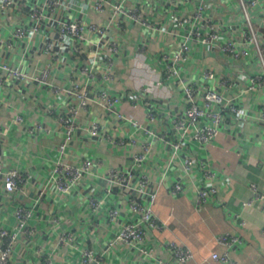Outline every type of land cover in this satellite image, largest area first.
I'll return each mask as SVG.
<instances>
[{"label": "crops", "instance_id": "obj_1", "mask_svg": "<svg viewBox=\"0 0 264 264\" xmlns=\"http://www.w3.org/2000/svg\"><path fill=\"white\" fill-rule=\"evenodd\" d=\"M32 4L33 0H16L12 14L0 9V59L11 65L24 60L25 69L37 73L52 61V53L47 51L43 39H35L31 44L19 42L15 47H9L15 42L13 30L16 17L27 26L33 25L27 19ZM234 8L231 3L217 5L216 2L211 11L212 16L224 19L230 26L224 36H234L233 28L238 26L231 11ZM62 12L63 15L68 13ZM91 17L97 19L98 15ZM148 17L152 21L163 22L161 15L153 11ZM126 25L130 33L125 34L126 41L117 56L115 70L116 85L124 101L120 109L128 117L173 137V133L177 132L170 127L169 114L181 115L188 106L181 80L207 83L215 88L224 74L232 76L235 85L230 89L222 86L219 90L233 99L241 115L231 114L219 126L216 138L208 143L189 136L186 149L174 161H171V145L154 139L152 153L143 163L141 171L150 177L149 191L157 190L158 193L155 205L158 227L148 232L142 245L144 250L140 251L124 243H113L121 226L138 220V217L131 213L126 199L119 193V187L109 188L104 176L111 167L132 169L134 154L141 147L108 143L104 134L90 138L85 131L76 132L64 152L67 161L78 164L89 159L98 163V171L96 176H85L81 186L69 198L60 199L55 186H47L50 170L61 154V145L65 140L57 115L49 113V108L59 99L46 85L34 81H14L0 71L3 80L0 84V127L5 130L0 139V159L9 167L33 175L25 189L13 193L5 190L4 180L0 177V232L2 229H18L17 209L20 207L33 211L29 223L34 234L22 237L13 245L11 263L49 264L50 259L52 264H82V251L92 249L103 255V264H159V261L178 264L166 245L175 242L193 250L195 258L189 264H226L212 259L211 255L213 252H226V247L219 244L216 237L231 233L240 239V243L229 251L235 263L264 264V199L256 196L257 191L264 195V79L253 85L251 81L260 70L257 55L234 60L218 52L203 51L202 58L194 63L178 64V74L168 81L157 56L165 48L174 49L178 45L176 37L161 32L154 36L150 29L133 20H127ZM243 31L245 29L240 27L236 32L242 34ZM141 43L146 50L139 54ZM62 45V42H56V50L62 55L52 70V81L68 86L69 75L78 69L80 63L72 53L63 52ZM201 65L215 69V78L205 79ZM147 86L149 92L145 95L141 87ZM204 94L201 88L198 103L203 102ZM133 101L138 102L137 108L133 106ZM150 108L164 111L160 122H148ZM217 109L218 106L213 107V110ZM18 116L23 117L22 122L17 121ZM79 121H98L104 133L112 129L120 136L133 132L128 122L95 104L80 113ZM35 125H41L42 129L31 132V127ZM204 125H214V122L205 119L192 127V132ZM134 134L140 140L145 138L140 133ZM188 154L194 156L196 163L202 162L190 176L185 174L182 162ZM209 170L215 178L206 176L205 172ZM175 183L183 186L179 193L173 192ZM202 186L218 189L217 194L211 195L203 205L198 199ZM41 191H46V194L37 203L36 198ZM92 194L104 200L101 211L90 209ZM252 199V205H244ZM111 208L120 210V216L115 221L108 217ZM58 214L64 215L60 223L55 221ZM69 231L74 233L73 239L68 244L62 243V235ZM2 242L5 239L0 237V252Z\"/></svg>", "mask_w": 264, "mask_h": 264}, {"label": "built area", "instance_id": "obj_2", "mask_svg": "<svg viewBox=\"0 0 264 264\" xmlns=\"http://www.w3.org/2000/svg\"><path fill=\"white\" fill-rule=\"evenodd\" d=\"M216 2L217 5L221 2L231 3L235 7L231 11L238 26H234L235 34L232 37L224 36L230 28L226 21L211 15ZM15 3L16 0H0L1 12L12 14ZM62 11H67L69 14L63 15ZM151 11L160 14L163 22L150 20L148 16ZM93 14L98 15V18H92ZM27 19L33 23L32 26H27L16 17L13 30L15 42L9 47H15L19 42L31 44L35 39L40 38L45 41L47 51L52 53V61L37 73H32L29 69H25L24 60L20 59L17 65H11L0 59V71L8 74L14 81H34L46 85L59 99V102L49 108V113L57 115V121L62 124L65 132V140L61 145L62 152L50 170L47 186L54 185L60 199H67L81 186L85 176L97 175V162L87 159L76 164L67 161L65 156L64 152L74 140L76 132L80 130L85 131L90 138L104 134L108 143L140 146L141 150L134 154L135 163L132 169L111 167L104 179L109 188L119 187V193L126 199L131 213L138 217V220L126 222L121 226L113 243H124L140 251L144 250L142 245L146 241L148 232L158 227V215L155 211L158 193L157 190L149 191L150 177L141 171L143 163L152 153L154 139L171 145V161H174L186 149L189 136L208 143L216 138L219 126L226 122L231 114L240 116L241 111L232 98H227L219 90L222 86L230 89L235 85L234 78L224 74L215 88H211L207 83H188L186 80H181L188 106L183 109L181 115L169 114L170 127L177 132L173 133V137L128 117L120 109L124 101L116 85L115 70L117 56L126 41L125 34L130 33L126 21L133 20L141 27L150 29L154 36L161 32L176 37L178 45L171 51L165 48L157 56L158 62L164 66L166 80L169 81L178 74V64L194 63L199 57L202 58L203 51H212L234 60H242L252 54L257 55L260 70L259 74L251 79L253 85L264 79V34L262 33L264 0H33ZM240 27L245 29L242 34L236 32ZM57 41L63 43V52L72 53L80 63L78 69L69 75L68 86L52 81V70L62 55L56 50ZM145 50L146 46L141 43L138 46V53H144ZM201 68L205 79L215 78V69L204 65H201ZM2 83L3 80L0 78V84ZM201 88L205 94L203 102L198 103ZM141 90L146 95L149 87H141ZM93 104L128 122L133 132L120 136L112 129L105 134L103 126L98 121L80 122V113L88 111ZM133 106L137 108L138 102L133 101ZM214 106H218L219 109L213 110ZM163 114L164 111L148 109V122L151 124L160 122ZM205 119H211L214 125L200 126L192 132V127L199 125ZM17 121L22 122L23 117L18 116ZM37 129H42L41 125L32 126L31 132ZM134 133L144 135V140L137 138ZM4 135L5 130L0 127V139ZM182 162L187 176L194 174L196 167L202 164L201 161L196 163L194 156L189 154L183 157ZM205 173L208 178H215V174L210 170ZM0 177L4 180L5 190L13 193L25 189L24 186L30 184L33 175L9 167L0 159ZM109 188L108 193L111 192ZM182 190L181 183L174 184V193ZM130 191L135 193L132 194ZM217 192L218 189L214 186H202L198 192L199 204H205L208 198ZM256 193L257 198L264 199V195L258 194V191ZM45 194L46 191H41L36 202H40ZM89 203L90 209L98 212L102 210L104 200L92 194ZM252 203L253 199L245 202L244 205L249 206ZM119 216L118 208H111L108 211V217L112 221L117 220ZM17 217L19 219L17 230L2 229L0 232V237L5 239L0 252V264H12L10 254L13 245L22 237L34 234V229L29 223L33 211L20 207L17 209ZM63 217V214H58L55 221L60 223ZM73 237L74 233L69 231L62 235L60 241L68 244ZM216 240L227 250L221 254L213 252L211 258L226 264H237L231 258L229 251L240 243L239 237L231 233H223L217 236ZM166 245L178 264H189L195 258L193 250L189 247L175 242H168ZM102 256L92 249H85L81 253V263L103 264ZM49 264H52L50 259ZM159 264H167V262L159 261Z\"/></svg>", "mask_w": 264, "mask_h": 264}]
</instances>
